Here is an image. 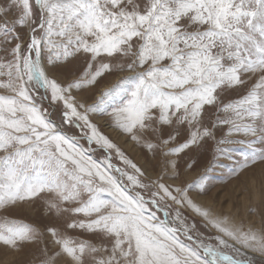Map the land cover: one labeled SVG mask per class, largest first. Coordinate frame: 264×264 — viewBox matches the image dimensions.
Listing matches in <instances>:
<instances>
[{"label":"snow or ice","instance_id":"obj_1","mask_svg":"<svg viewBox=\"0 0 264 264\" xmlns=\"http://www.w3.org/2000/svg\"><path fill=\"white\" fill-rule=\"evenodd\" d=\"M0 90V246L36 245L38 264H257L247 252L264 264V227L197 204L206 176L178 183L210 141L219 155L244 145L235 175L264 161V0H0ZM94 117L151 159L138 165ZM37 199L55 223L11 217ZM173 205L179 227L157 215Z\"/></svg>","mask_w":264,"mask_h":264},{"label":"rangeland","instance_id":"obj_2","mask_svg":"<svg viewBox=\"0 0 264 264\" xmlns=\"http://www.w3.org/2000/svg\"><path fill=\"white\" fill-rule=\"evenodd\" d=\"M83 63V61H81ZM132 72L116 73L104 80L97 93L104 88L109 87L118 79L124 76H132ZM251 83V82H250ZM2 91V90H0ZM243 93L232 92L223 97L225 103L230 100L237 99ZM46 106V105H45ZM56 118L55 116L53 117ZM93 122L98 125L100 130L107 135L113 143H115L121 151H123L130 159L136 162L141 167L145 166L146 160H150L151 156L141 147H138L129 137L113 129L111 117H94ZM66 131L72 134H79L78 129L66 128ZM221 133H217V137ZM230 139L246 140L251 137H244L242 135H234ZM81 143H84L81 141ZM87 147V145L85 144ZM92 147H96L93 145ZM222 147L229 148V153L219 155L215 151V141H210L203 147L198 148L184 156L181 160V168L183 170L181 180L178 183L184 185L193 183L206 176L207 193L205 195H197L194 190L192 194L193 200L204 208L211 209L213 214L224 215L232 218L235 223H243L245 228L251 226L257 230L264 227V161L257 160L256 163L250 164L238 175L234 174V170L243 161L242 153L246 150L242 144L222 145ZM257 147H260L259 145ZM103 150L97 148L93 153L97 159H103L106 155ZM112 156V163L116 166L123 167L119 157H117L115 150L110 152ZM193 158L196 163L191 170L186 169L184 161ZM159 170H149L150 178L154 179L158 175ZM172 183V181H168ZM48 195V194H44ZM176 206H171L168 211V217L163 216V212L157 213L161 219L166 220L170 225L179 227V221L176 219ZM185 222L191 225L195 222V230L192 233L194 236H199L200 239L206 243H215L214 237L218 233L211 226L206 225V222L197 216L190 209H180ZM11 217L21 220L25 223H31L34 226H43L50 223H55L53 219L48 218L44 214L43 201L37 199L34 204H25L22 208L17 209L11 213ZM75 234V233H72ZM181 239H184L181 236ZM186 243H190L185 240ZM228 254L235 255L227 249H222ZM242 252H247L241 249ZM247 255L253 257L257 264L262 259L258 254L247 252ZM39 249L36 245L26 244L20 251H13L11 249L0 246V264H38Z\"/></svg>","mask_w":264,"mask_h":264}]
</instances>
